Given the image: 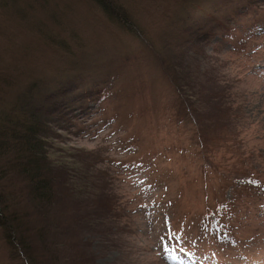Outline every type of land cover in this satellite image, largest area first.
<instances>
[{
  "label": "rangeland",
  "instance_id": "1",
  "mask_svg": "<svg viewBox=\"0 0 264 264\" xmlns=\"http://www.w3.org/2000/svg\"><path fill=\"white\" fill-rule=\"evenodd\" d=\"M103 1L122 22L99 0H0V129L42 124L71 252L264 264V0ZM15 159L0 203L37 225ZM10 249L0 228V264Z\"/></svg>",
  "mask_w": 264,
  "mask_h": 264
},
{
  "label": "trees",
  "instance_id": "2",
  "mask_svg": "<svg viewBox=\"0 0 264 264\" xmlns=\"http://www.w3.org/2000/svg\"><path fill=\"white\" fill-rule=\"evenodd\" d=\"M99 1L102 4L104 2ZM104 8L114 18L123 21L118 17V12L108 4L105 3ZM217 28L220 27L214 26L212 32ZM75 105L80 113L88 110L83 102H77ZM10 122V120L7 121L10 125L7 129H0V157L8 151L16 153V161L13 163L19 166V172L21 171L27 178L32 193L31 199L40 209L37 225L26 226L27 222L23 220V216L18 213L12 214L8 211L9 205L5 206L3 202L0 203V228H2L12 254H15L20 264H76L78 260L84 263L85 260L91 264L95 263L96 255L89 250V252L86 250L84 252L81 247L83 244L80 242L81 245L78 244L77 252H71L76 248L71 247V243L62 230L65 226L59 223L58 215L65 218L67 209L60 207L62 212L58 213L56 195L63 193L59 179L67 180V178L62 175L58 177L55 174L56 166L47 152L46 144L48 143L42 131V124L38 118L30 116L28 120H25L26 123L22 130L18 131L14 123ZM9 163L5 168L12 166L11 161ZM66 183L69 184L68 180ZM69 190L75 191L74 188H69ZM91 222H95V219Z\"/></svg>",
  "mask_w": 264,
  "mask_h": 264
}]
</instances>
